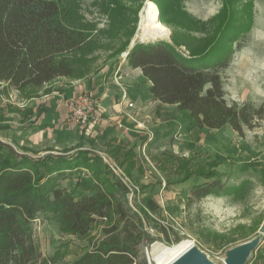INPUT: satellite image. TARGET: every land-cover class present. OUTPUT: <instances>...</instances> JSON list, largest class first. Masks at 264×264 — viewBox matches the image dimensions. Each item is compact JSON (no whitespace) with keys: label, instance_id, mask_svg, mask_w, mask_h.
Instances as JSON below:
<instances>
[{"label":"rangeland","instance_id":"obj_1","mask_svg":"<svg viewBox=\"0 0 264 264\" xmlns=\"http://www.w3.org/2000/svg\"><path fill=\"white\" fill-rule=\"evenodd\" d=\"M56 1L66 12L62 22L71 29L85 31L87 37L80 52L64 56L74 68L72 80L98 73L107 76L138 43L161 40L189 44L195 51L206 50L218 43L217 38L227 24L237 42L232 45V62L222 73L225 99L230 104L264 105V0ZM152 1L159 9V23L170 30L164 39L142 42L137 40L139 24L147 17L145 9ZM232 26H237L238 32ZM221 43L227 45L225 40ZM182 49L186 50L185 46ZM52 83L34 90L37 91L34 96L50 93ZM14 91L0 82V142L18 139L14 140L16 144L20 143V132L15 113L21 114L17 103L25 95L17 91L20 96L14 106L11 99ZM167 111L162 114L166 121L172 120L174 133L167 136H161L162 132L155 136L152 132L143 133L138 143H125L127 172L114 165L107 170L112 181L126 186L128 208L137 214H147L142 215L147 236L140 243L147 263L157 264L167 249L186 244L205 256L208 264H228L234 249L254 245L245 264H264V123L254 130L246 129L243 137L230 127L187 133L184 130L187 122L177 108L170 107ZM80 129L86 132L88 128ZM82 145L84 148V142ZM130 151L132 154L128 155ZM77 152L78 149H69L61 153L73 156ZM6 154L0 146V156ZM60 154L46 151L32 157H48L53 162L54 155ZM210 171L219 173L226 192L208 196L187 208L190 190L205 181L195 173ZM89 173L74 170L61 185L68 191L73 187L76 194L88 192L92 188ZM79 179L84 186L81 187ZM148 200L160 206L159 216L146 211ZM114 222V217L110 221L100 220L86 237H77L65 230L58 214L43 213L35 221L34 236L40 251L54 259L53 264H72L100 243L105 237L103 228ZM160 226L168 228L172 243L166 242ZM177 237L180 242H173Z\"/></svg>","mask_w":264,"mask_h":264},{"label":"trees","instance_id":"obj_2","mask_svg":"<svg viewBox=\"0 0 264 264\" xmlns=\"http://www.w3.org/2000/svg\"><path fill=\"white\" fill-rule=\"evenodd\" d=\"M62 18L66 12L56 0H0L1 83L30 98L44 85L75 76L64 56L80 52L87 37L85 31L69 28ZM226 25L218 43L206 50L157 40L138 43L127 53L129 65L140 68L151 82L154 101L175 106L188 132L230 127L243 137L246 129L264 123V105L230 104L225 99L222 73L232 62V45L237 42ZM232 29L238 32L237 26ZM224 40L226 46H222ZM0 146L7 151L0 156V264H53L54 259L40 251L34 236L35 221L43 213L58 214L65 230L77 237H86L100 220L114 217L115 222L103 228L104 239L72 264H149L140 248L147 236L142 215L147 214L128 208L126 186L112 181L99 157L78 151L73 156L54 155L51 162L48 157L21 154L7 143L0 142ZM83 169L95 181L90 192L76 194L61 185L74 170ZM195 174L205 181L192 187L187 208L226 192L216 171ZM145 208L153 215L161 214L152 200L145 202ZM160 227L166 242L172 243L168 228Z\"/></svg>","mask_w":264,"mask_h":264},{"label":"crops","instance_id":"obj_3","mask_svg":"<svg viewBox=\"0 0 264 264\" xmlns=\"http://www.w3.org/2000/svg\"><path fill=\"white\" fill-rule=\"evenodd\" d=\"M108 72L107 76L98 73L81 80L61 78L52 83L50 93L20 98L21 102L18 101L17 105L21 114L15 113L18 115L17 132H20V143L15 144L14 140L18 139H10L7 142L4 140L3 143L12 145L19 153H27L30 156H40L46 151L60 154L69 149L89 151L93 154L92 157H99L107 167L114 165L121 172H127L125 143H138L146 132H152L154 136L161 132V136H167L173 132L172 120L166 121V116L162 113L175 106L154 101L151 82L140 68L133 69L129 65L126 56L123 61L114 65L110 73ZM86 91H92L97 96L103 120L84 132L67 121L63 102ZM19 96L20 93L14 91L11 97L14 106ZM185 127L186 125L184 130ZM83 142L84 148L88 150H83ZM127 154H132V151ZM84 171L89 173L87 169L80 172ZM87 177L93 187L94 178L91 175ZM78 182L81 187L84 186L82 179Z\"/></svg>","mask_w":264,"mask_h":264},{"label":"bare ground","instance_id":"obj_4","mask_svg":"<svg viewBox=\"0 0 264 264\" xmlns=\"http://www.w3.org/2000/svg\"><path fill=\"white\" fill-rule=\"evenodd\" d=\"M158 13L159 9L156 4L153 1L148 2L145 9L147 17L144 16L143 20H141L142 22H140L141 24H139V26L141 25V30L137 36V40L139 39L143 42L153 39H164L167 37L170 29L162 25L161 22L159 23ZM190 251L191 247L186 244L175 245L174 248L166 250L164 257L160 260L158 259L157 264H176L181 259H184Z\"/></svg>","mask_w":264,"mask_h":264},{"label":"built area","instance_id":"obj_5","mask_svg":"<svg viewBox=\"0 0 264 264\" xmlns=\"http://www.w3.org/2000/svg\"><path fill=\"white\" fill-rule=\"evenodd\" d=\"M63 105L67 112V121L74 126L92 128L103 120L98 98L92 91L69 98Z\"/></svg>","mask_w":264,"mask_h":264},{"label":"water","instance_id":"obj_6","mask_svg":"<svg viewBox=\"0 0 264 264\" xmlns=\"http://www.w3.org/2000/svg\"><path fill=\"white\" fill-rule=\"evenodd\" d=\"M254 247V245H247L234 249L229 256L228 264H245L249 252ZM176 264H208V261H206L205 256L200 254L196 249H191L189 254Z\"/></svg>","mask_w":264,"mask_h":264}]
</instances>
